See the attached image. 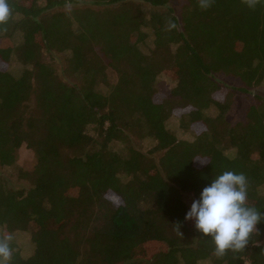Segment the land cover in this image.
I'll use <instances>...</instances> for the list:
<instances>
[{
    "label": "trees",
    "instance_id": "obj_1",
    "mask_svg": "<svg viewBox=\"0 0 264 264\" xmlns=\"http://www.w3.org/2000/svg\"><path fill=\"white\" fill-rule=\"evenodd\" d=\"M174 1L9 0L0 165L16 166L23 147L37 160L18 171L28 189L0 175L1 234L27 232L34 246L24 258L11 242L9 264H264V222L244 250L217 259L185 221L224 171L247 177L248 205L264 212V98L228 119L235 92L264 81V5Z\"/></svg>",
    "mask_w": 264,
    "mask_h": 264
},
{
    "label": "clouds",
    "instance_id": "obj_2",
    "mask_svg": "<svg viewBox=\"0 0 264 264\" xmlns=\"http://www.w3.org/2000/svg\"><path fill=\"white\" fill-rule=\"evenodd\" d=\"M197 3L206 11L215 0H197ZM241 3L255 10L258 5H264V0H241ZM11 14L9 0H0V26L8 23ZM167 28H175L174 22L169 20ZM247 185L243 173L224 171L203 188L199 199L192 202L186 213L185 221H192L198 234L210 238L212 254L217 259H222L229 251L244 250L252 235L259 234L258 225L264 222V212L248 205ZM177 226L180 229V225ZM12 240V234H0V264H9Z\"/></svg>",
    "mask_w": 264,
    "mask_h": 264
},
{
    "label": "rangeland",
    "instance_id": "obj_3",
    "mask_svg": "<svg viewBox=\"0 0 264 264\" xmlns=\"http://www.w3.org/2000/svg\"><path fill=\"white\" fill-rule=\"evenodd\" d=\"M179 2V5H178ZM174 3L178 5V9H180L181 1L175 0ZM74 8V5L67 6L66 10H71ZM64 10V9H62ZM50 61V59L48 58ZM64 62L63 59L58 57L57 60L51 61L52 64L56 65L58 67V64H62ZM11 70L16 74L19 75L22 74V71L24 70V67L21 66L17 59H14L11 61ZM219 80L222 83H227L228 85H234V86H240L242 83L240 80L228 77V76H221ZM158 89L160 93L164 96H169V93L174 86V83L165 75H162L159 77L157 82ZM263 97L264 98V81L260 86L254 87L251 89V92L248 95L242 94L240 92H235L234 96V102L232 105V108L230 110V113L228 115V119L231 123L235 124L236 122L242 121L245 118L246 112L249 110L251 106H253L256 103L255 97ZM169 127L171 130L175 131V133L183 139L192 140L193 137L190 134H183L178 125L177 120H172L169 123ZM148 145L150 143L148 142ZM36 157L33 151L27 149L26 147L21 148L19 153V160L14 167H2L0 165V175L2 174L4 177H6L9 180L10 185L14 189H28L31 184L27 179H21L19 174V169H22L24 171H31L35 164H36ZM264 193V189H263ZM2 228H0V234H1ZM13 245L15 243L17 250L20 251L22 256L24 258L29 257L34 250V246L31 242V236L27 232H16L13 241ZM205 264H210L209 262H206Z\"/></svg>",
    "mask_w": 264,
    "mask_h": 264
}]
</instances>
